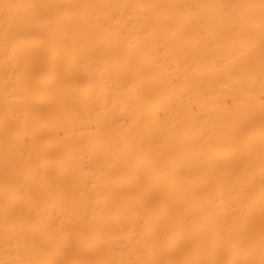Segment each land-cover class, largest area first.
Listing matches in <instances>:
<instances>
[{"label": "bare ground", "instance_id": "1", "mask_svg": "<svg viewBox=\"0 0 264 264\" xmlns=\"http://www.w3.org/2000/svg\"><path fill=\"white\" fill-rule=\"evenodd\" d=\"M0 264H264V0H0Z\"/></svg>", "mask_w": 264, "mask_h": 264}]
</instances>
